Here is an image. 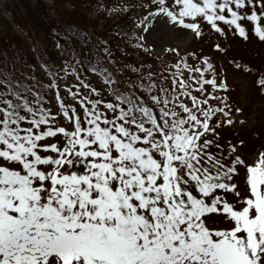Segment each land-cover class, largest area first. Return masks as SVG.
<instances>
[{
    "label": "snow or ice",
    "instance_id": "1",
    "mask_svg": "<svg viewBox=\"0 0 264 264\" xmlns=\"http://www.w3.org/2000/svg\"><path fill=\"white\" fill-rule=\"evenodd\" d=\"M118 15L112 39L51 27L42 62L0 67V264H264V151L223 134L241 112L213 59L226 48L112 67L159 21L264 44V0H128Z\"/></svg>",
    "mask_w": 264,
    "mask_h": 264
},
{
    "label": "rangeland",
    "instance_id": "2",
    "mask_svg": "<svg viewBox=\"0 0 264 264\" xmlns=\"http://www.w3.org/2000/svg\"><path fill=\"white\" fill-rule=\"evenodd\" d=\"M210 41L220 42L226 48L224 53L214 55L213 59L227 77L233 109H241L240 113L235 114L237 122L224 129L223 134L230 142L236 143L242 154L255 157L260 151H264V93L254 83L256 70H264V44L256 41L243 43L239 38L233 37L218 39L215 35L207 39H197L191 33L170 28L163 21L149 26L144 33V46L157 52L181 48L182 51L203 50L211 55L208 48ZM233 61L242 68H235ZM245 66L251 72L243 70ZM239 141H243V144Z\"/></svg>",
    "mask_w": 264,
    "mask_h": 264
},
{
    "label": "trees",
    "instance_id": "3",
    "mask_svg": "<svg viewBox=\"0 0 264 264\" xmlns=\"http://www.w3.org/2000/svg\"><path fill=\"white\" fill-rule=\"evenodd\" d=\"M92 0H6L5 10L8 15L0 11V67L8 68L11 61L19 54L28 63L38 64L47 58V40L49 30L55 27L57 30L67 28L66 18L73 20L75 11L79 15V27L81 31L86 26L98 27L94 32H103L101 35H114L116 25L126 23L121 17L116 24L100 23L101 8L93 10L95 3ZM104 3L105 0H97ZM75 10V11H74ZM9 16V18H8ZM24 37V38H23ZM39 45V51H33V41ZM145 53V52H144ZM151 64H156L159 59L148 56ZM143 64L137 60L134 65ZM144 65V64H143ZM101 67V65H100Z\"/></svg>",
    "mask_w": 264,
    "mask_h": 264
}]
</instances>
